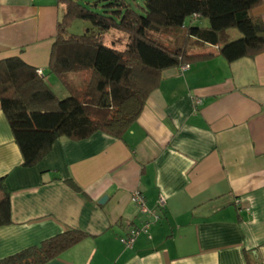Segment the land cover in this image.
Segmentation results:
<instances>
[{
  "label": "crops",
  "instance_id": "1",
  "mask_svg": "<svg viewBox=\"0 0 264 264\" xmlns=\"http://www.w3.org/2000/svg\"><path fill=\"white\" fill-rule=\"evenodd\" d=\"M251 16L264 23V0ZM58 21L56 0H0V60L46 78ZM203 52L214 56L161 74L121 140L60 138L33 167L0 107L12 221L0 260L77 229L88 236L46 264H264V53L229 64L216 47ZM143 225L131 248L119 241Z\"/></svg>",
  "mask_w": 264,
  "mask_h": 264
},
{
  "label": "trees",
  "instance_id": "2",
  "mask_svg": "<svg viewBox=\"0 0 264 264\" xmlns=\"http://www.w3.org/2000/svg\"><path fill=\"white\" fill-rule=\"evenodd\" d=\"M56 2L63 13L47 67L62 84L64 96L59 98L45 75L18 57L0 60V107L27 168L39 163L60 138L84 141L103 133L121 140L158 88L161 74L214 56L203 52L205 47H216L229 64L264 53V23L251 16L261 0ZM74 20L88 24L80 35L68 32ZM230 29L240 36L231 39ZM110 32L121 34L125 42L108 43L104 37ZM65 182L79 189L71 179ZM10 224V196L2 177L0 227ZM87 236L67 229L0 264H46Z\"/></svg>",
  "mask_w": 264,
  "mask_h": 264
},
{
  "label": "rangeland",
  "instance_id": "3",
  "mask_svg": "<svg viewBox=\"0 0 264 264\" xmlns=\"http://www.w3.org/2000/svg\"><path fill=\"white\" fill-rule=\"evenodd\" d=\"M80 4L82 5H85L86 3L89 2V0H77ZM127 2H130V3H141L142 0H126ZM63 13V10H62V5L59 3V18L61 17ZM88 27V24L87 23H84L82 21H79V20H74L71 22L70 26L68 27V32L69 34H73V35H80L83 33L84 29ZM229 34L231 35V39H237L238 36H240L238 34V32L235 30V29H230L229 30ZM105 41H107L108 43L109 42H119V41H122L120 43V45H122L124 42H125V37L122 36L121 34L119 33H114V32H110L109 34H107L105 37H104ZM46 83L48 84L49 87H51V89L58 95L62 98V96L65 94L64 93V90H63V86L62 84L60 83L59 79L53 75V74H49L47 75L46 74Z\"/></svg>",
  "mask_w": 264,
  "mask_h": 264
},
{
  "label": "built area",
  "instance_id": "4",
  "mask_svg": "<svg viewBox=\"0 0 264 264\" xmlns=\"http://www.w3.org/2000/svg\"><path fill=\"white\" fill-rule=\"evenodd\" d=\"M189 68V65H181L179 67V70L181 71H185ZM38 74H41V71L38 70L37 71ZM194 106L197 107L201 104V101L200 99H194ZM131 201L140 209V210H144V198L143 196L139 193V192H136L132 195L131 197ZM164 202V199L163 198H159L158 200V204L160 206H162ZM146 228H147V225H143L142 227H139V228H133L132 230L129 231V233L125 236V237H122L119 239V241L127 248H131L137 235L140 233V232H145L146 231Z\"/></svg>",
  "mask_w": 264,
  "mask_h": 264
},
{
  "label": "water",
  "instance_id": "5",
  "mask_svg": "<svg viewBox=\"0 0 264 264\" xmlns=\"http://www.w3.org/2000/svg\"><path fill=\"white\" fill-rule=\"evenodd\" d=\"M105 200H106L105 197H103V198L100 200L99 203L102 204Z\"/></svg>",
  "mask_w": 264,
  "mask_h": 264
}]
</instances>
